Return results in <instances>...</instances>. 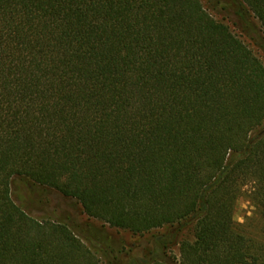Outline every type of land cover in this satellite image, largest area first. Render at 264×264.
Segmentation results:
<instances>
[{
	"label": "trees",
	"instance_id": "trees-1",
	"mask_svg": "<svg viewBox=\"0 0 264 264\" xmlns=\"http://www.w3.org/2000/svg\"><path fill=\"white\" fill-rule=\"evenodd\" d=\"M204 1L0 0V264H262L233 213L264 233V0Z\"/></svg>",
	"mask_w": 264,
	"mask_h": 264
},
{
	"label": "rangeland",
	"instance_id": "rangeland-1",
	"mask_svg": "<svg viewBox=\"0 0 264 264\" xmlns=\"http://www.w3.org/2000/svg\"><path fill=\"white\" fill-rule=\"evenodd\" d=\"M205 6V1L200 0ZM206 7V6H205ZM211 16L217 20H222L221 17L213 15ZM256 22V21H255ZM224 24H227L224 21ZM258 27V24L255 23ZM228 25V24H227ZM232 31L234 29L228 25ZM236 33L235 31L233 32ZM244 40V39H243ZM247 43L246 40H244ZM249 44V43H248ZM253 54L262 62L264 65V55L255 47L248 45ZM12 199L17 205L23 208L29 215L41 218V217H52L58 218L59 213H69L68 205L69 202H64L57 197V194H48L44 196V193L40 190L25 186L23 181L14 179L11 185ZM61 203V204H60ZM73 209V208H72ZM75 217V223H79L80 226H88L95 231H99L103 236H110L113 240H121L122 244L128 248L131 246H137L139 248L145 247L150 235L145 236H133L127 232H117L116 230L110 229L103 226L99 222L87 218L85 215H80L78 218ZM233 220L244 232V234L251 241L253 246V252L256 256H259L264 264V233L262 232V220L258 210L252 205L248 197L244 194L235 203ZM181 240L192 241L193 235L190 230L183 233ZM173 254L178 256V247L173 249Z\"/></svg>",
	"mask_w": 264,
	"mask_h": 264
}]
</instances>
